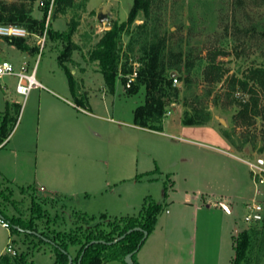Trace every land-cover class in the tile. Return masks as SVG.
<instances>
[{
  "label": "rangeland",
  "instance_id": "obj_1",
  "mask_svg": "<svg viewBox=\"0 0 264 264\" xmlns=\"http://www.w3.org/2000/svg\"><path fill=\"white\" fill-rule=\"evenodd\" d=\"M40 1L46 0L34 2L0 0V6L22 3L32 18L40 19L43 9ZM132 2L133 0H76L65 13L56 16L51 14L49 25L53 31H66L71 23H77L71 37L77 49L71 53L70 61L66 63L73 85H90L89 77L81 75L79 66L90 64L88 57L93 46L104 31L110 28V21L121 23L127 19ZM153 12L157 17L155 22L158 33L166 38L164 52L166 63H174L180 58V72L187 73L188 78L183 81L178 74L174 76L176 82L172 80V85L178 89V101L168 107V114L164 117L161 128L163 133L161 135L144 133L138 139L139 146L136 144L139 148L134 157L138 163L137 168L128 152L133 149L132 137H128L126 132L123 172L126 182L120 184L118 188V191H123V201L120 205H132L135 200L134 206L138 207L137 204L140 203L141 206L145 197H150L156 202L162 198L164 188L170 195L171 190L168 188L172 182V186L175 184L186 190L192 203L199 207L196 242L205 244V264H215L218 251L220 264L232 259L234 253L232 237L247 229L253 233L248 264H264V220L260 224L250 225L243 220L245 204L250 203L256 195L249 167L241 160H254L257 157L264 159V92L259 86L253 85L250 79H246L250 68L264 66V0H157L153 5ZM99 15H105L107 19L100 21ZM142 20V16L138 17L131 27L141 24ZM128 40L129 35L124 33L121 36L122 50L125 49ZM27 43L34 47L33 40L30 39ZM9 46L5 39L0 40V60L8 61L15 69H18L22 62H27L30 68L35 64L37 50L23 52ZM61 49L62 43L59 40L47 38L36 64V79L41 85L52 89L54 88L51 85H69L67 76L57 61ZM214 54L215 63L222 70L223 76L219 82L209 83L204 80V68L208 57ZM234 79L245 81L247 89H255L259 106L258 115L252 116L248 113V117H243L238 114L242 105L249 102L251 93L243 92L238 82L233 84ZM101 80V74H97V82ZM91 81H96L93 76ZM14 85L12 78L5 77L0 80V112L4 111L6 102L10 105L16 101L19 106L16 110L17 107L14 105L15 112L11 118H17L18 124L23 104L22 98L15 96ZM231 85H235L233 90ZM123 98L125 122L130 120V108L143 102V93L140 91L136 95H124ZM194 111H199L201 116L209 118L203 127H211L221 136L222 133H226L230 140L235 142L234 146L231 145L235 151L229 150L233 157L220 154L215 147H210L206 140L200 141L197 148L185 145L188 156L183 157V162L179 158H174V165L176 164L174 168L179 169V174L171 176L169 171H166L173 163L170 149L178 144L182 145L176 137L179 136L178 120L183 113L192 115ZM15 122L16 120L14 124ZM14 124L10 130L16 128ZM239 146L241 148H238ZM148 150L154 153V159L146 154ZM144 170L150 171L148 175L154 177L153 180L142 179L136 184L127 180L135 176V172V178L139 179ZM232 177L238 181L236 191L230 183ZM0 191L9 195V202H14V206L26 212V216L31 197L40 200V195L43 194L30 187H17L3 182H0ZM197 192L199 193L195 196ZM45 195L51 198L50 195ZM177 195L180 196V194L174 196ZM220 196H223L225 203L230 205L231 213L221 210ZM255 200L260 202L264 209V191ZM87 204L86 201L78 200L76 204H72L71 210V204L67 201L47 202L44 208L50 216L57 214L60 217L56 224L50 227L60 230L68 227L71 222L69 216L75 210L74 207L80 206L79 208L83 209ZM14 206L7 204V214L16 213ZM137 207L134 211L128 209L120 214L135 215ZM94 214L97 216L101 213L94 211ZM190 218L192 215H189ZM38 227H44L43 221H38ZM10 241H14L10 244L16 254L26 255L24 264H53V256L48 245H39L35 240L22 234L11 235L9 229L0 226V246L6 249ZM105 264L125 263L110 260Z\"/></svg>",
  "mask_w": 264,
  "mask_h": 264
},
{
  "label": "crops",
  "instance_id": "obj_2",
  "mask_svg": "<svg viewBox=\"0 0 264 264\" xmlns=\"http://www.w3.org/2000/svg\"><path fill=\"white\" fill-rule=\"evenodd\" d=\"M9 47L13 48L11 45ZM90 64L79 66L81 75L89 77L90 85H73L72 89L69 85H51L55 90L42 85L41 88L30 91L25 99L14 91L17 98H22L23 107L18 124L16 118V128L10 130L0 144V182L39 190L43 193L41 198L48 199L45 195L47 194L51 200L67 201L71 204V210L72 204H76L78 200L86 201L88 204L85 208H74L75 211L88 215L96 216V211L110 217L135 216L136 214H120L128 209L134 211L137 207L134 206L135 200L132 205H120L123 201V191H118V188L126 182L123 176L126 158L125 134L127 132L128 137H132L133 149L128 152L133 160L137 155L138 139L142 134L161 135L163 132L135 126L133 110L137 106L130 108L131 121L124 122L122 105L123 96L127 94L123 85H114L113 89L109 90L103 77L97 82V74L100 72L96 63ZM92 76L95 82L91 81ZM14 105L18 109L19 104L16 101L10 105L6 102L4 111L0 112V119L4 115L10 118L15 112ZM178 121L179 136L176 137L184 147L178 144L170 149L173 163L170 167L167 166L166 171H169L171 176L179 174V169L174 168V158L183 162V157L188 156L185 145L197 148L200 141L206 140L210 147H215L220 154L233 157L229 151L234 150L231 144L211 127L184 126L181 119ZM146 154L152 159L155 157L151 150ZM135 160L133 163L137 168L138 163ZM149 172L144 170L139 179L135 178V172V179L132 177L127 180L134 184L142 179L151 181L154 177L148 175ZM230 183L236 191L237 179L232 177ZM171 186L172 182L168 188L171 190L170 195L167 190L165 194L163 191L162 198L156 201L161 204L162 209L152 232L135 254L136 262L205 264V244L196 242L199 207L192 203L186 190L175 184ZM175 194L180 196L175 197ZM222 197L220 196L219 204L221 210L231 213L230 205L225 203L226 200ZM137 205L138 213L140 203ZM189 215H192V218L189 219ZM5 252L4 246H0V255ZM219 261L218 251L215 264H220ZM230 261L231 258L227 259L225 264H230Z\"/></svg>",
  "mask_w": 264,
  "mask_h": 264
},
{
  "label": "trees",
  "instance_id": "obj_3",
  "mask_svg": "<svg viewBox=\"0 0 264 264\" xmlns=\"http://www.w3.org/2000/svg\"><path fill=\"white\" fill-rule=\"evenodd\" d=\"M34 2L36 0H19ZM76 0H53L52 16L65 13L71 8ZM157 0H133L127 19L121 23L115 20L110 21V28L105 30L89 53V61L95 62L103 77L105 85L109 90L113 89L116 81L121 85L125 83V76L132 70V63H137V77L129 89L125 90L127 95L143 93V102L133 110V124L152 131H161L162 121L166 116L168 107L178 101V89L172 85L174 76L185 81L188 74L181 73L180 58L174 63H166L165 50L166 38L158 33L156 15L153 12V5ZM51 0L43 2L42 17L32 18L26 11L24 5L11 4L0 6V24H14L24 27L32 34H39L44 27L45 16ZM142 16V23L131 27L134 21ZM77 23H71L66 31H53L49 25L48 37L59 40L62 49L57 56L59 66L64 70L70 89L73 88V80L66 63L70 61L71 53L77 49L71 37L75 32ZM126 33L129 40L122 50L121 36ZM8 45L16 47L23 52L36 51L30 46L27 40L21 38L5 39ZM136 47V49H135ZM216 55L207 59L204 68V80L209 83L219 82L223 72L215 63ZM252 84L259 86L264 92V66L252 67L246 74ZM243 92H250V100L242 105L239 115L248 117L258 115V98L255 89H247L245 81H238ZM235 85H231L233 90ZM17 110V109H16ZM16 118H7L4 115L0 119V144L7 137ZM209 118L201 116L199 111L192 115L183 113L181 123L184 126H202ZM11 124V125H10ZM222 136L234 146L235 142L230 140L229 135L222 133ZM246 142V140H244ZM238 148H241L240 146ZM33 190V188H31ZM166 189L164 188V194ZM23 192V191H21ZM9 195L0 191V218L8 224L10 234L23 235L37 242V244L48 245L53 256V264H67V256L72 258V264H105L110 260H117L124 263L125 255L134 251L143 237V231L147 236L152 232L156 218L162 206L145 197L135 216L110 217L106 214L98 216L88 215L84 212L73 210L70 214L71 222L63 230L55 229L54 226L60 217L56 214L50 216L44 208L49 200L41 198L37 200L31 197L30 206L26 212L20 211L14 202H9ZM14 206L16 213L7 214V204ZM53 207V206H52ZM264 218L255 224H260ZM38 221H43L44 227H38ZM139 227L141 231H132L126 234L123 239L115 244H107L117 237L125 234L128 230ZM34 233L40 235L36 236ZM252 231L244 230L236 237H232L233 257L230 264H248V254L252 244ZM93 241H102L89 244ZM14 241H10V243ZM144 242V241H143ZM141 243V245L143 244ZM88 245L87 247H85ZM140 245V246H141ZM136 254V253H135ZM135 254L132 261L136 262ZM25 254H10L5 252L0 255V264H24Z\"/></svg>",
  "mask_w": 264,
  "mask_h": 264
},
{
  "label": "built area",
  "instance_id": "obj_4",
  "mask_svg": "<svg viewBox=\"0 0 264 264\" xmlns=\"http://www.w3.org/2000/svg\"><path fill=\"white\" fill-rule=\"evenodd\" d=\"M52 1L49 4L43 30L39 34H32L24 27L14 25V24H0V40L11 39V38H21L25 40H33V45L37 50V60L35 64L30 68L27 62H22L18 69H15L12 64L6 60H0V80L5 77L12 78L15 82L14 91L16 94L22 98H26L30 91L41 88L42 85L36 79V64L41 55V52L45 46L46 40L48 38V29L50 24V18L52 14ZM40 5L43 6V2L40 1ZM132 70L129 74L125 76V83L123 89L127 90L133 84L137 77V63H132ZM176 82V79H173ZM168 113H166L167 115ZM246 154H248L246 152ZM249 167L251 174V179L254 184L255 192L257 196L261 195L264 191V159L261 157L254 158V160H244L241 159ZM256 197L250 202L245 204V215L244 222L246 224L259 223L263 219V206L260 202L256 201ZM0 224L3 228L8 229V224L3 220H0ZM5 251L7 253L14 254L10 242L7 244Z\"/></svg>",
  "mask_w": 264,
  "mask_h": 264
},
{
  "label": "water",
  "instance_id": "obj_5",
  "mask_svg": "<svg viewBox=\"0 0 264 264\" xmlns=\"http://www.w3.org/2000/svg\"><path fill=\"white\" fill-rule=\"evenodd\" d=\"M99 16H100V17H99L100 21H103V20H106V19H107V16H105V15H99ZM0 220H2V219L0 218ZM132 231H141V229H140L139 227L132 228V229L128 230L125 234H123V235L117 237L116 239H114L113 241H111V242H109V243H107V244H115V243L118 242L119 240L123 239L124 236H125L126 234H129V233L132 232ZM34 234H35L36 236L40 237V235H38V234H36V233H34ZM146 237H147V232H146V231H143V237H142L140 243L138 244L137 248H136L134 251H132L131 253H128L127 255H125V257H124V259H123V261H124L125 264H135V263L132 261V255L135 254V253L137 252V250L140 248L141 243L146 239ZM97 242H101V243H102V241H93V242H90L89 244L97 243ZM87 246H88V245H86L85 247H87ZM67 259H68V263H67V264H72V258H71L70 255L67 256ZM80 259H81V256L79 257V259H78V261H77V264H79Z\"/></svg>",
  "mask_w": 264,
  "mask_h": 264
}]
</instances>
